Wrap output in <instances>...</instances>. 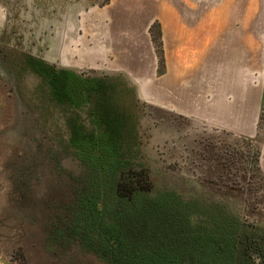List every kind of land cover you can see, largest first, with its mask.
Masks as SVG:
<instances>
[{
  "label": "rangeland",
  "instance_id": "374dc122",
  "mask_svg": "<svg viewBox=\"0 0 264 264\" xmlns=\"http://www.w3.org/2000/svg\"><path fill=\"white\" fill-rule=\"evenodd\" d=\"M98 2L104 3L106 0H96L95 3ZM81 3L82 1L79 2V4ZM239 3L240 7L245 4L243 2ZM262 20L255 17H234V25L238 26L237 21L240 22V28H246V37L248 34L250 36L247 41L252 45V43L257 44L259 41L258 35L255 33V27L259 26V21L262 22ZM239 31L241 32V30ZM54 33L53 29L49 30L48 38L51 41H54ZM234 40L236 42H234V49L236 44L241 46L244 42V39L240 35L236 36L235 33ZM21 43L17 44L20 45ZM26 44L30 43L24 41L19 49L26 51L29 48ZM243 59L242 56L234 53V92L244 88L246 79H249L250 82L252 80V84L255 85L260 81L258 63L251 64L248 60L247 63H244ZM164 65L163 62L158 68L164 69ZM78 71L96 76L107 75L112 79L121 77L126 84L125 89L128 88L132 92V95L126 92L127 104L138 105L143 109L144 115L140 118L139 123L136 120L127 123L119 117L110 119L107 122L109 131L113 132L115 130V134L120 138L121 143H125L127 140L132 142L131 146L130 144L123 146L119 144L120 146H115L113 149L118 158L117 161L122 163L113 174L107 173L100 178L91 169L85 171V168L83 171L82 167H76L72 162H63L64 171L69 173L64 174L60 181L56 170H54V173L50 171L48 173L50 176H37L36 186L34 185L31 188V192H37V195L35 198L33 195V198L41 203V207L49 198L50 182L54 190L57 189V192L59 191L61 195L63 193L62 196L67 195L70 197L71 194H66L70 193L66 188L67 183H69L68 176L73 175L74 178L78 179V182L85 178V172H89L91 176L88 181L84 182L87 186L85 188L82 186V192H79L80 185L75 189L76 194L79 192L78 197L80 200L77 208H68L67 211H70L71 214L67 212V216L64 214L66 211L64 212L62 208L58 207V218L62 220L64 227H68V219H72L73 224L79 227L77 232H74L75 236L68 233L70 234L68 241L71 240L72 245H68L62 250L61 264L94 263L93 259L90 258L92 256L90 255L92 252L90 247L93 243L96 244L99 233L96 231V223L93 222L96 214L93 210H88L91 209L89 203L99 202V200H96L95 192L97 190L99 193L101 190L103 191L102 195L106 199L107 205H116L122 202L130 183H127V181H130L131 176H141L142 178L146 175L151 178L153 194L173 193L183 203L190 201L193 196L207 202L213 200L223 201L229 207L236 205L240 216L245 221L261 222L263 220L264 177L260 176L262 173H260L259 147L263 139L264 132L262 131L264 129L261 122L258 125L260 130H257V135L254 138H249L238 133H226L209 128L191 114H178L174 109L189 111L188 107L191 103L184 100L189 94H193L195 97L192 105L195 108L198 102L195 90L196 83L161 82L158 84L154 96H152V99L158 105L154 107L150 103L149 93L125 74L93 69ZM65 72L53 67L48 72L51 80L48 78L49 82L47 83L43 81L49 89L51 86L52 92L46 98L40 97L38 104L57 107V113L52 114L44 123L42 130L44 134L40 135V138L45 136L46 139L54 141L61 136V133L63 137L66 135V138H69L67 125L68 122L74 121L78 125H73L71 134L73 137L79 136L82 141L90 136L88 132L89 125L85 115L71 112L74 99L66 93L67 79L63 77L66 75ZM56 73L61 78L55 80ZM248 84L245 83V85ZM168 88L171 96L167 95ZM54 89L56 92H54ZM247 89L249 90V87ZM174 95L179 96L174 97ZM113 101L115 100L113 99ZM184 102L187 103V108H184L186 106ZM16 106L17 101L11 87L0 79V264H41L35 254L33 256L27 255V244L31 240L29 235L36 229L31 227L27 221L29 207L24 208L21 206L24 204L23 199L20 205L14 201V196L9 195L11 173L14 171L19 173L18 177L20 176L21 181H24L27 178L28 171L31 172V167L28 168L21 162L24 157L18 160L16 156L17 153L23 151V147H15L7 139L9 129L13 127L14 122H17ZM261 118L264 119L263 111L261 112ZM122 125V130L118 132L116 129H119V126ZM139 137L143 143H146L141 152L135 150L134 144V140ZM50 202L53 205L54 200ZM109 207L107 206L105 212H108ZM31 213L30 215H33L34 212L31 211ZM53 213L56 214V210H53ZM106 218L110 219L108 216ZM115 220L120 221L116 218ZM82 222L85 225H81ZM98 227L104 228L102 225ZM146 237L150 239L153 236L148 234ZM37 243L40 248L43 247L42 240ZM100 259L106 260L104 256Z\"/></svg>",
  "mask_w": 264,
  "mask_h": 264
},
{
  "label": "crops",
  "instance_id": "0c3cea01",
  "mask_svg": "<svg viewBox=\"0 0 264 264\" xmlns=\"http://www.w3.org/2000/svg\"><path fill=\"white\" fill-rule=\"evenodd\" d=\"M95 2L0 0V46L16 47L23 40L32 45L33 57L52 65L125 74L149 93L154 107L158 105L152 96L161 82L196 83L195 108V97L189 94L184 98L191 103L189 111L174 109L178 114H191L209 128L249 138L257 135L260 122L264 129V0ZM234 17L263 19L255 27L257 44L247 41L246 28L237 21L236 27ZM153 24L160 30L164 69L158 68L149 34ZM50 29L54 41L48 38ZM234 33L244 39L235 49ZM234 53L244 63H258L257 85L246 79L244 88L234 92ZM259 148L264 176V133Z\"/></svg>",
  "mask_w": 264,
  "mask_h": 264
},
{
  "label": "flooded vegetation",
  "instance_id": "af4514ba",
  "mask_svg": "<svg viewBox=\"0 0 264 264\" xmlns=\"http://www.w3.org/2000/svg\"><path fill=\"white\" fill-rule=\"evenodd\" d=\"M22 43H24L23 40ZM22 43L17 44L16 47L0 46V79L11 87L17 101V122H14L13 127L9 129L7 139L15 147H23V151L17 153L16 156L18 160L24 157L21 162L28 168L31 167V172L28 171L27 178L24 181H21L20 176L18 177L19 173H15V171L11 173L9 195L14 196V201L17 204L24 200V204L20 205L24 208L29 207L27 221L31 227L36 228L29 235L31 240L27 244V255L33 256L35 254L41 264H61L62 250H64V247L72 245L71 240L68 241L69 235L75 236L79 227L73 224L72 219L67 220L69 222L67 228L62 225V220L58 218L59 213H57L59 207L57 201L61 198V194L59 191L57 192V189L54 190L51 187V182L49 183L50 195L46 203L42 204L41 207V203L34 199L37 192H31V188L34 185L36 186L37 176L44 175L46 177L50 171L54 173V170H56L60 181L64 174L69 173L64 171L63 162H72L76 167H82L83 171L86 165L93 166L94 168H91V170L100 178L107 173H111H102L95 165H90L89 162L107 158H113L117 161L118 158L113 150L115 146L125 144L131 146L132 142L127 140V142L121 143L120 138L115 134V130L113 132L109 131L107 122L110 119L119 117L127 123L129 121L132 123V120L139 123L144 111L136 104H127L126 92L130 95H132V92L128 88L125 89L126 84L121 77L112 79L107 75L96 76L86 72L78 73L72 77L74 83H72L69 90L67 88L65 90L74 99L71 112L85 115L90 136L82 141L79 136L73 137L71 129L73 125L76 126L78 123L70 121L67 125L69 138H66V135L63 137L62 133V137H57L54 141L46 139L45 136L40 138V135L44 134L42 132L44 123L52 114L57 113V107L38 104L40 97L46 98L52 92L51 86L50 90L46 83L49 82V79L51 80L48 72L55 65L33 57L31 44H26L29 47L26 51L19 49ZM63 77L68 78L69 76L64 75ZM54 78L57 80L61 76H57L56 73ZM79 84L83 88L80 89ZM108 103L111 105H106ZM123 125L116 130L118 132L122 130ZM134 144L135 150L139 152L143 151V147L146 146V143H143L140 137L134 140ZM18 164L20 163L18 162ZM101 192L99 193L98 190L95 192L96 200H99L98 203H95L97 211H94V203H90L91 209L96 215L99 214L102 207L107 205L106 199L102 195L103 191L101 190ZM51 200H54L53 205L50 202ZM53 210H56V214L53 213ZM31 211L34 212L33 215H30L32 214ZM93 222L96 223V231L99 233L96 244L93 243L90 247V250H92L90 258L93 259L95 264L144 263L142 258L139 260L133 259L132 261L127 259V250L131 244L128 245L127 243L125 222L105 217H96ZM81 225H85V223L82 222ZM99 225L104 228L101 230V227H98ZM75 226L76 228H74ZM39 240H42V248L37 243ZM103 256L106 260L100 259Z\"/></svg>",
  "mask_w": 264,
  "mask_h": 264
},
{
  "label": "trees",
  "instance_id": "16d2710c",
  "mask_svg": "<svg viewBox=\"0 0 264 264\" xmlns=\"http://www.w3.org/2000/svg\"><path fill=\"white\" fill-rule=\"evenodd\" d=\"M149 34L161 66L163 58L158 24L150 27ZM54 67L66 71L65 74L70 77L66 78L68 90L74 83L72 77L84 73ZM79 88L83 86L79 84ZM255 161L257 163V159ZM89 164L95 165L102 173L113 174L122 163L107 158L93 160ZM84 168L89 171L94 167L86 165ZM89 178V172H85V178L80 182L73 175L68 176L66 188L70 193L66 194L71 196H62V193L57 201L67 216V212L71 214L68 208L78 207V193L82 192V186H87L84 182ZM151 180L146 175L142 178L131 176L127 181L130 183L125 199L110 205L108 212L105 211L109 205L102 207L96 215L125 222L127 243L131 244L127 250L128 260L142 258L143 264H264V218L261 222L245 221L236 205L229 207L223 201L207 202L193 196L183 203L173 193L153 194ZM78 185L79 192L76 194ZM95 203L93 208L97 211ZM148 234L153 237L147 238Z\"/></svg>",
  "mask_w": 264,
  "mask_h": 264
}]
</instances>
